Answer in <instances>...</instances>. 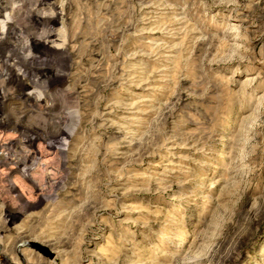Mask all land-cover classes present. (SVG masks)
I'll return each mask as SVG.
<instances>
[{
  "label": "rangeland",
  "instance_id": "374dc122",
  "mask_svg": "<svg viewBox=\"0 0 264 264\" xmlns=\"http://www.w3.org/2000/svg\"><path fill=\"white\" fill-rule=\"evenodd\" d=\"M8 1L0 264H264V0Z\"/></svg>",
  "mask_w": 264,
  "mask_h": 264
},
{
  "label": "bare ground",
  "instance_id": "6f19581e",
  "mask_svg": "<svg viewBox=\"0 0 264 264\" xmlns=\"http://www.w3.org/2000/svg\"><path fill=\"white\" fill-rule=\"evenodd\" d=\"M36 2L37 5L44 6L47 5L46 0H37ZM0 3H6L8 5V9L10 8V11L13 12L14 14V5L12 6V3L9 2L8 0H0ZM38 7V6H37ZM3 10L5 11V8L0 7V16H2ZM20 13H25V15L28 18L27 25L29 27H36L38 25H45L47 27L51 26V20L52 18L56 17L51 16L47 19H43L39 16H37V13L33 11V9H25L21 8ZM13 14L11 17H13ZM52 28V27H51ZM17 31L16 28L13 27L12 21L11 23L7 26V32H3L0 29V65H1V72H0V79L1 81H6L9 79V73L7 72V67L11 66L14 61L17 64H23L25 65V71L23 74L28 75L31 72H33L34 77L36 74L39 75H45L44 72L36 71L34 70V65L35 63H42L43 65H39L40 70L45 71L47 67H51V65H61L62 70L58 75L60 76H68L66 73L67 65L64 61H66V58L61 56L60 54H57L54 49L50 48V46L47 44V39H51L55 34L53 30H49L46 33V41L38 43L35 41L34 38H30L28 42H20L19 44L14 43L13 39L16 37ZM61 68V67H60ZM71 70V69H70ZM39 72V73H38ZM54 75V74H53ZM30 76V75H29ZM46 76V75H45ZM49 76V75H48ZM52 77V76H50ZM49 78V77H48ZM49 79V81H51ZM53 81V80H52ZM23 93V92H22ZM17 132L21 133V127L19 125V128L17 129ZM12 131V130H11ZM32 137V136H31ZM27 138L28 142L22 143L20 140H13L10 142V148H14V153H12V159H9V163L6 162V164L13 165L17 160L20 159V150H22V147L26 145L27 147L30 146V144L33 143L34 138L32 137ZM55 139L58 140V137H55ZM54 143V142H53ZM53 143L50 142L49 146L54 147ZM18 148V149H17ZM22 153V152H21ZM26 166L28 165L27 163L25 164ZM31 165H34V163H31ZM37 166V164H36ZM41 167V166H40ZM32 168V166H31ZM45 168V167H44ZM41 169L38 167V170ZM43 170V167H42ZM45 173V171H44ZM42 174V173H41ZM28 175V174H27Z\"/></svg>",
  "mask_w": 264,
  "mask_h": 264
}]
</instances>
